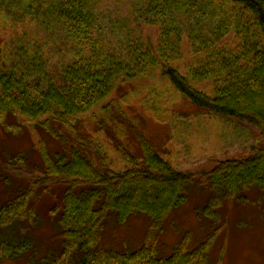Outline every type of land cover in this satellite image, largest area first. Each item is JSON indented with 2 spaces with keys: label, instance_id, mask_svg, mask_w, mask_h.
<instances>
[{
  "label": "trees",
  "instance_id": "trees-1",
  "mask_svg": "<svg viewBox=\"0 0 264 264\" xmlns=\"http://www.w3.org/2000/svg\"><path fill=\"white\" fill-rule=\"evenodd\" d=\"M229 1L236 8L238 21L234 26L222 20L225 12L214 8V0H137L138 19L158 28L159 36L146 44L133 30L135 42L123 46L124 60L106 49L109 43L102 34L104 19L94 6L96 0H0V10H21L23 15H34L41 28L59 31L70 44L71 59L61 69L48 70L38 49L0 51V128L5 134L15 133L14 124L9 123L21 117L24 125L41 127L62 149L51 154L40 144L42 172L31 175L30 186L2 206L0 216H20L36 189L62 185L64 257L79 255L80 264H194L204 258L214 235L196 250L184 253L178 249L166 259L153 255L150 246L130 253L97 249L109 210L116 212L121 222L141 211L157 228L186 202L184 190L195 178L193 173L176 170L141 135L142 158H137L115 140L117 134L111 135L107 126L115 114L126 118L124 106L131 105L124 95L120 99L113 95L156 75L163 80L159 104L152 91L150 98L142 97L139 103L158 120L169 110L164 100H175L173 90L184 102L208 114L247 122L264 140V0ZM39 5L41 11L36 15ZM186 36L196 49V56L189 61L185 51L182 53ZM230 36L237 41L234 47L224 43L232 41ZM16 52L21 53L20 58ZM91 111H96L89 122L97 136L99 132L106 135L127 168L114 169L109 145L83 131L82 118ZM7 163L17 166L26 161L25 157L11 156ZM202 175L214 189L230 195L250 188L264 189V149L254 148L246 158L218 161ZM159 184L171 187L153 200L148 189L159 193ZM3 220L2 225L6 223Z\"/></svg>",
  "mask_w": 264,
  "mask_h": 264
},
{
  "label": "rangeland",
  "instance_id": "rangeland-1",
  "mask_svg": "<svg viewBox=\"0 0 264 264\" xmlns=\"http://www.w3.org/2000/svg\"><path fill=\"white\" fill-rule=\"evenodd\" d=\"M214 2L217 3L214 8L225 12L222 20L234 26L238 18L233 2ZM137 5V0H96L94 4L104 19L102 34L109 43L106 49L124 60L123 46L135 42L133 30L146 44L155 42L159 36L158 28L138 19ZM41 6H36L35 14L41 11ZM19 14L22 16L16 19ZM52 28L49 31L41 28L34 15H23L21 10H0V51L3 48L4 52L38 49L48 70L61 69L71 62L70 44ZM213 32L215 34V29ZM226 42L232 47L237 44L235 39ZM182 47L186 61L196 56V49L187 36ZM16 53L20 58L21 53ZM2 58L0 56V64ZM140 81V84L133 83L113 95L115 99L124 95L131 105L124 106L126 118L115 114L109 119L107 127L111 135L116 133L115 140L125 144L139 159L142 151L138 136H144L176 170L193 173L195 178L184 190L186 202L172 210L157 228H153L151 217L141 211L133 212L121 222L116 212L109 210L96 243L97 249L130 253L150 246L153 255L166 259L178 249L184 253L194 251L214 235L205 257L198 258L194 264H264V189L250 188L230 195L227 191L214 189L210 180L202 175L211 171L218 161L246 158L254 148L264 149L258 129L245 121L208 114L184 102L172 89L175 100H164L169 110L160 116L162 123L139 102L142 97L150 98L148 93L151 91L153 99L157 100L164 91L163 80L151 75L150 79ZM93 112L96 111L82 118L83 131L91 137L97 136L89 122ZM20 118L9 123L14 124L15 133L5 134L0 128V208L20 197L30 186L28 182L32 176L42 172L40 144H44L51 154L62 151L57 141L41 127L26 126ZM98 136L112 150L111 166L117 170L127 168V163L115 150L116 146L108 143L104 133L99 132ZM11 156L25 157L26 163L9 165L8 157ZM159 187V193L153 188L148 189L153 200L165 195L166 188L171 186L159 184ZM63 205L64 187L54 185L36 189L21 209V217L14 214L0 216V264H80L79 255L64 257ZM1 218L6 222L3 225Z\"/></svg>",
  "mask_w": 264,
  "mask_h": 264
}]
</instances>
